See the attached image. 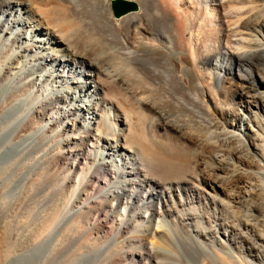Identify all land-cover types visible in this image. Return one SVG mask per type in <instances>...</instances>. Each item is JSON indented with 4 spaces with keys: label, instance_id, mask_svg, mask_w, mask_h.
I'll return each instance as SVG.
<instances>
[{
    "label": "bare ground",
    "instance_id": "6f19581e",
    "mask_svg": "<svg viewBox=\"0 0 264 264\" xmlns=\"http://www.w3.org/2000/svg\"><path fill=\"white\" fill-rule=\"evenodd\" d=\"M137 2L151 6L156 17L164 19H145L143 12L127 14L112 45L105 42L101 24L94 23L96 32L93 24L88 31L82 29L89 44L80 52L75 43L70 45L40 21L52 16L55 8L76 6L75 0H0V214L8 205L4 200L12 177L18 182L16 193H22L34 181L33 169L48 157L66 154V159L68 155L74 159L62 180L72 183V196L81 200L75 213L87 208L100 191L96 198L115 215L117 235L123 228L129 230L123 241L133 249L130 255L136 264H158L152 259L153 249L162 246L176 254L182 240L198 255L196 264H261L264 120L259 111L264 112V68L259 66L264 64V0ZM40 4L51 11L43 13ZM158 20L161 30L155 28ZM151 39L159 53H149L146 42ZM176 51L185 52L181 58L195 71L194 84L177 76L172 61ZM151 64L158 69H150ZM245 64L256 66V71L242 73ZM236 67L241 81L237 98L251 115L249 127L240 119L220 117L217 91L224 75ZM158 89L167 97L154 95ZM180 95L191 102L189 111L208 136L180 119L178 110L183 106L173 100ZM206 102L211 110L204 106ZM132 115L140 123L149 119L150 136L161 151L142 129L133 136ZM70 131L75 133L64 134ZM169 142L199 151L200 156L191 166L175 170ZM224 146L232 152H225ZM24 156H30L29 165ZM242 161L252 165L244 168ZM158 163L160 172L155 171ZM98 170L111 174L102 190H96ZM251 186L257 192L248 197ZM130 230L147 238L133 237ZM159 232L168 235L157 245L158 239H150ZM43 248L36 238L16 264H45Z\"/></svg>",
    "mask_w": 264,
    "mask_h": 264
},
{
    "label": "rangeland",
    "instance_id": "374dc122",
    "mask_svg": "<svg viewBox=\"0 0 264 264\" xmlns=\"http://www.w3.org/2000/svg\"><path fill=\"white\" fill-rule=\"evenodd\" d=\"M75 1H76V6H72V5L69 6L68 4L67 5L65 4V6L63 7L65 9H62V7L61 9L58 8L60 11L56 10L55 8L52 16L42 14L43 16L45 15L42 18L45 21L42 19L40 21H42L43 26L47 25L46 26L47 28L45 27V29L51 30L52 32L55 31L56 32L55 34L57 36L59 35V37L65 39L67 43H69L70 45H73L75 43L74 45L76 50L80 52L85 51L84 50L85 45L89 44L86 41L88 40L86 34L81 33L82 29L87 30L89 25L93 24V29H94L95 26L101 24L99 25V27L100 28L102 27L101 33H103L104 35L105 42L106 40L107 41L109 40L106 43L112 45V42L114 41L116 36L120 34V29L122 25L121 20L126 19L129 14L143 12L144 15L146 14L145 19L147 18L156 19L157 17H158L157 19H162V18L164 19V17L162 16L161 18H159L160 16L156 17L158 13L156 14V11L154 12L151 6L149 7L148 5H145L142 7V5L139 2H137V0H126L133 2L137 6V10L135 12L126 13L117 19L113 18L111 15L109 9L110 0H97V1L75 0ZM77 1L79 2L77 3ZM80 1L82 2L81 4ZM45 6H46L45 4L38 5V7H40L43 13H45V11H48L50 9V7L48 8V5L46 7ZM67 7L69 8L71 7V9L72 8L73 9L71 10L68 9ZM40 9L39 11H41ZM105 9H107V11ZM65 10H66V14L64 13ZM144 10L146 12H144ZM55 11L58 12V14ZM67 12L70 13L71 15H69ZM103 12H105V15H103ZM75 13L77 14L74 15ZM81 14L83 17L81 16ZM97 14H101V15H97ZM62 15H64L66 19ZM95 15L96 18L94 17ZM87 16L89 18H87ZM68 17L72 20H69ZM80 17L83 19V21ZM93 18L95 19L93 20ZM101 18L103 19V21ZM74 19L77 20L75 21ZM71 21L73 22V24L71 23ZM94 23L97 24H95L94 26ZM109 23L112 24V27L111 24L109 27ZM156 23L158 24L160 23V24L159 25L157 24V26L155 25V28L157 27L156 28L157 30H161L162 23L159 20ZM113 27L115 29H113ZM112 29L115 31H113ZM107 34L109 35V37ZM146 44L149 47V53H159V48L157 47L153 39L147 41ZM183 55H185L184 51H176L172 54V61L174 62L175 72L177 76L181 80L187 82V84H189V82L194 84L196 81V73L192 69L190 62L189 61L185 62V60L181 58ZM111 62L112 63L114 62L113 65H116L115 63L117 61L112 60ZM246 64H248V62ZM246 64L241 67L242 73L249 74L252 71H256V66L253 65L247 66ZM152 66L154 67L153 70L158 69V67L156 68V66L153 64L149 65L148 67L152 69L153 68ZM259 67L264 68V64L260 65ZM161 71L162 70L160 69V73ZM240 83L241 81L237 77V67L234 68V70L230 75L229 74L224 75V79L220 86L221 89L217 91L218 92L217 96L219 95L217 99L221 102L220 103L217 100V102L221 107L220 117L222 118V120L225 119L230 121L240 119L242 120V123L246 125V127H249L247 125L249 123H250L249 125L252 124L251 115L243 111L242 107H240L239 100L237 98V91L240 86ZM215 88L217 89V86H215ZM154 91L153 94L156 96L164 97L165 95L166 98L168 95V94L166 95L165 92L163 94V91L160 89L156 90L157 93H155ZM160 93H162L163 95L162 94L160 95ZM180 96L174 97L176 100L173 99L176 102V105L179 103L178 105L183 106V107L180 106L177 107V110L180 107V109L178 110L180 112L179 113L180 119L183 120L188 127H191L192 129L194 128L195 131L197 130V132H199L200 134L202 133L204 136H208L205 128L202 125H200L197 119L195 120L192 113L189 111L191 110L190 108H192L191 102L186 97H182V96L180 97ZM177 100L179 101L177 102ZM203 104L205 107H208L209 110L212 109L211 105L208 102ZM125 107H127V105H125ZM259 116L264 120L263 111H259ZM136 117H137L136 115H132L129 117V129L130 131H132L131 133H133V136L136 138L137 133L141 131L140 129H142L143 133L145 134L146 138H148L150 143H152L154 146H157V150L159 148L160 149L159 151H161V149L163 148L158 144V142L154 141V137L152 135L150 136V133H152L151 132L152 127L150 125L149 119L144 120L143 123H140L138 118ZM196 122L199 124H197ZM193 124L194 126H191ZM195 124L197 126L199 125L198 129ZM118 126L121 127V125ZM69 133L70 135H72L75 132L72 133L70 131L64 134H69ZM133 140L135 141V139ZM132 143L133 141L131 142V144ZM169 143H170L169 144L170 147L168 146L169 147L168 153L170 154L169 160L172 161L171 163L173 164L175 170L180 169L181 166H188V164L192 165L195 161H197V159L200 156L198 153L199 151L189 149L185 146L182 147L180 145L175 144L174 142L172 143L169 142ZM75 144L79 145L78 143ZM174 144L177 146H175ZM235 146L236 143L233 142L231 144L232 149L235 148ZM229 147L230 146H228V149H226L225 147L224 151L228 152L227 150H229L230 152H232L230 149L231 147L230 148ZM36 148H34V150H38V149L40 150V148L37 149ZM39 152L40 151H38L36 155H38ZM65 156L66 154L64 155V157L57 159L56 158L50 159V157H48V159L43 164H41L40 168L33 169L34 171L30 173V177L36 174L32 177L34 181L32 182L30 181L31 184L27 183L28 186L26 185L22 193H20V191L16 193V191H18V182L16 183L17 179L13 177L11 178L8 190L6 192L7 194H5L6 199L4 200V202H7V204L10 207L8 208V205L6 206L5 203L3 206L5 209V213L0 214V264H16L17 257L26 253L27 250L30 249L31 246L34 244L36 238L38 239L39 242H42L44 245V248L42 249L44 252L43 254L46 255L48 258L45 264H136V262L132 259V256L130 255L131 254L130 252L133 249H131L130 246L127 243H125V241H123L125 234L129 232V230L123 228L120 234L117 235L116 230L118 228V221H115L116 218L115 215L110 212L108 205H105V203L102 200H100V198H96L100 194V191H96L97 194L96 192L94 193L95 197L93 194L92 200L87 206V208L83 209L82 212L80 213H75V211L80 207L81 200L72 196L71 193L72 183L70 181L63 182L62 180L64 176L68 174V172L70 171L69 170L70 164L72 163V160L74 158L73 156L68 155L66 159ZM23 158L25 160L24 162L29 165L30 156L28 157L24 156ZM157 162H161V161H157ZM250 162L251 161L249 162L246 161V163L243 162V167L249 168L252 165ZM245 164L248 166H246ZM156 166H157L156 167L157 170L155 171L160 172L162 166L159 163ZM79 167H81V165H79ZM17 172L20 173L19 170ZM96 173H97L96 177L97 179H99V185H100V186H96V190L98 188H100L98 190H102L101 187H103L105 179L110 178L109 180H111V174L107 170H98ZM78 174L79 171H77V173L74 172L73 174L70 175H72L71 177L74 176L73 178H75ZM227 177L229 178L230 176L229 175L226 176V179ZM256 192H257V188H255V186H251L249 189L248 197L254 196ZM63 211L64 214L61 219L60 216L63 213ZM76 220H78V222H76ZM130 232L132 231L130 230ZM157 234H159L156 235L157 237L150 240L158 239V241L155 242H157V245H160L159 241L164 240L165 236H167L168 233H165L166 234V235L164 234L165 236L160 232ZM132 235L133 237L136 236L139 238H143V236L145 238L147 236V235L145 236L144 233H140V232L138 233L132 232ZM160 247H157L152 251L153 253L152 259L153 261L158 262V264H181L182 262H186V264L197 263L196 261L198 260V255L188 249L185 240L181 241L180 249H178L176 252L177 255L172 251L171 252L166 251L167 249H165V247L163 248L162 246ZM135 251L139 253L138 249L137 250L135 249L134 252ZM204 264L207 263L205 262ZM261 264H264V261Z\"/></svg>",
    "mask_w": 264,
    "mask_h": 264
},
{
    "label": "water",
    "instance_id": "95a60500",
    "mask_svg": "<svg viewBox=\"0 0 264 264\" xmlns=\"http://www.w3.org/2000/svg\"><path fill=\"white\" fill-rule=\"evenodd\" d=\"M109 9L112 17L117 19L126 13L135 12L137 10V6L131 1L110 0Z\"/></svg>",
    "mask_w": 264,
    "mask_h": 264
}]
</instances>
